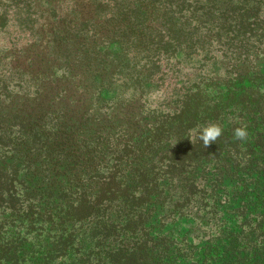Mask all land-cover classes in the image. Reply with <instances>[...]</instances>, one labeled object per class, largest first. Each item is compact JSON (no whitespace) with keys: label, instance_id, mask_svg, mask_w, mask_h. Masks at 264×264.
<instances>
[{"label":"trees","instance_id":"16d2710c","mask_svg":"<svg viewBox=\"0 0 264 264\" xmlns=\"http://www.w3.org/2000/svg\"><path fill=\"white\" fill-rule=\"evenodd\" d=\"M23 1L44 19L0 78V264H264V0ZM178 21L212 67L150 108Z\"/></svg>","mask_w":264,"mask_h":264},{"label":"rangeland","instance_id":"374dc122","mask_svg":"<svg viewBox=\"0 0 264 264\" xmlns=\"http://www.w3.org/2000/svg\"><path fill=\"white\" fill-rule=\"evenodd\" d=\"M67 6L68 2H65L63 9H66ZM53 13L55 14L51 13L49 19L53 15H57L55 11ZM43 19L44 15L34 10L30 3L26 1L0 0V78L4 80L8 78L4 65L8 59L15 55L14 52L36 39L38 25ZM119 20L108 27V30L114 34V38L116 39H120L122 35L120 29L116 31L120 23ZM179 22H177V47L168 48L167 52H160L159 60L155 61L154 70L157 71L154 75V83L156 86L144 98L146 105L150 108L165 102L172 93L177 92L178 95L182 90L189 87L199 76L211 70L212 62L210 60L205 61L206 65L202 67L199 61L200 56H197L198 52L195 47H187L190 44L189 37L182 35L179 30L181 28ZM59 28L56 35V42L54 43V51L65 50L67 47H71V39H74L72 33H67V31L62 29V24H59ZM108 30L101 28L99 35L109 34ZM165 42L164 38L160 45L169 46ZM128 50L131 51L130 48ZM74 51L72 48L69 50L71 53H74ZM74 55H70L66 60L68 61L69 59L71 62ZM157 57L155 56L154 59ZM76 67L83 66L78 62ZM76 67L71 64L70 70L76 69ZM85 72L88 79H91L92 75L89 73V70L86 69Z\"/></svg>","mask_w":264,"mask_h":264},{"label":"clouds","instance_id":"9594fccd","mask_svg":"<svg viewBox=\"0 0 264 264\" xmlns=\"http://www.w3.org/2000/svg\"><path fill=\"white\" fill-rule=\"evenodd\" d=\"M197 131V138L203 142V145L206 148L211 143L217 141V139L222 135L223 129L217 123H208L206 125L200 126ZM233 135L237 140L243 141L247 139L248 132L246 126L235 128Z\"/></svg>","mask_w":264,"mask_h":264}]
</instances>
